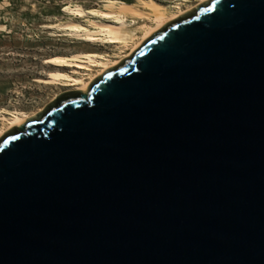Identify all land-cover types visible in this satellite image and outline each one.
I'll list each match as a JSON object with an SVG mask.
<instances>
[{
    "label": "water",
    "instance_id": "1",
    "mask_svg": "<svg viewBox=\"0 0 264 264\" xmlns=\"http://www.w3.org/2000/svg\"><path fill=\"white\" fill-rule=\"evenodd\" d=\"M0 264H264V0H208L0 137Z\"/></svg>",
    "mask_w": 264,
    "mask_h": 264
},
{
    "label": "rangeland",
    "instance_id": "2",
    "mask_svg": "<svg viewBox=\"0 0 264 264\" xmlns=\"http://www.w3.org/2000/svg\"><path fill=\"white\" fill-rule=\"evenodd\" d=\"M142 1L145 0H0V128L3 117L13 113L33 115L66 91L58 85L57 79L60 73L72 70L50 66L52 60L114 54L115 49L108 45L68 36L54 26L70 21L85 25L99 22L97 13L112 11V2L141 7ZM155 1L170 13L177 11L179 0ZM199 2L189 0L181 7L185 10ZM74 6L84 9L82 19L66 13L68 7ZM136 21L135 27L151 23L147 19Z\"/></svg>",
    "mask_w": 264,
    "mask_h": 264
},
{
    "label": "bare ground",
    "instance_id": "3",
    "mask_svg": "<svg viewBox=\"0 0 264 264\" xmlns=\"http://www.w3.org/2000/svg\"><path fill=\"white\" fill-rule=\"evenodd\" d=\"M205 1L208 0H200L197 6L184 10L181 6L189 3V0H179L175 13H170L168 9L155 0L142 1L141 7L133 4L112 2V11L97 13L98 19H100L99 22H89L85 25L80 21H70L54 26V29L62 31V33L66 32L68 36L86 42L102 43L115 49L113 55L87 54L81 58L62 57L52 60L49 64L50 66L72 70L71 73L62 72L59 74L58 85L65 88L66 91L58 96L73 91H81V93L85 94L88 85L95 78L129 57L147 38L159 31L165 24L192 9L196 10ZM66 13L75 19H82L85 16V11L81 6L68 7ZM146 19L151 22L150 25L145 23L135 27L137 25L136 20L144 21ZM44 108H41L33 115L13 113L9 117H3L1 119L3 127L0 128V137L14 126L21 127L27 118L35 116Z\"/></svg>",
    "mask_w": 264,
    "mask_h": 264
},
{
    "label": "trees",
    "instance_id": "4",
    "mask_svg": "<svg viewBox=\"0 0 264 264\" xmlns=\"http://www.w3.org/2000/svg\"><path fill=\"white\" fill-rule=\"evenodd\" d=\"M126 3V2H125ZM128 3V2H127Z\"/></svg>",
    "mask_w": 264,
    "mask_h": 264
}]
</instances>
